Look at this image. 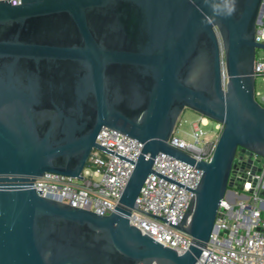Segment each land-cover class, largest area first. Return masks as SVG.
Returning a JSON list of instances; mask_svg holds the SVG:
<instances>
[{"label": "water", "instance_id": "95a60500", "mask_svg": "<svg viewBox=\"0 0 264 264\" xmlns=\"http://www.w3.org/2000/svg\"><path fill=\"white\" fill-rule=\"evenodd\" d=\"M264 0H0V264H196L238 152L264 162L255 40ZM234 9V10H233ZM225 72V74H224ZM191 109L223 128L210 160L173 146ZM103 127L143 143L109 214L33 187L46 172L82 177ZM202 170L177 229L188 250L130 223L154 158ZM159 219L165 220L163 217Z\"/></svg>", "mask_w": 264, "mask_h": 264}, {"label": "built area", "instance_id": "2783aa9c", "mask_svg": "<svg viewBox=\"0 0 264 264\" xmlns=\"http://www.w3.org/2000/svg\"><path fill=\"white\" fill-rule=\"evenodd\" d=\"M8 1L13 5L21 2ZM255 40L264 43V4L256 23ZM254 66L256 82L259 78L264 82V49H257ZM255 90L256 99L264 105V91L257 90L256 84ZM209 124L210 119L200 114L192 122L191 139L175 130L169 142L197 160H210L223 125L216 122L214 129H205ZM97 142L110 152L94 149L82 177L46 172L36 177L33 187L42 196L71 206L111 213L135 168L143 143L108 127L101 129ZM236 157L233 186L228 199L221 202L216 228L196 264H264V162L255 153L250 166H246L249 154L238 152ZM153 169L156 173L145 180L136 208L129 216L130 223L163 245L184 253L192 238L172 223L184 216L193 196L190 189L199 184L202 170L163 152L154 158Z\"/></svg>", "mask_w": 264, "mask_h": 264}, {"label": "rangeland", "instance_id": "374dc122", "mask_svg": "<svg viewBox=\"0 0 264 264\" xmlns=\"http://www.w3.org/2000/svg\"><path fill=\"white\" fill-rule=\"evenodd\" d=\"M256 87H257V90L264 91V82L262 81V79H260V78L257 79ZM199 115H200L199 113H197L191 109H186L181 115V119L179 121L176 132L179 135H182V136L187 137L188 139H191L192 138L191 137L192 122L194 120H196L199 117ZM216 122L217 121L210 119V124L208 126H206L205 129H207V130L214 129ZM224 233L225 232H223V234Z\"/></svg>", "mask_w": 264, "mask_h": 264}, {"label": "clouds", "instance_id": "9594fccd", "mask_svg": "<svg viewBox=\"0 0 264 264\" xmlns=\"http://www.w3.org/2000/svg\"><path fill=\"white\" fill-rule=\"evenodd\" d=\"M234 10V9H233Z\"/></svg>", "mask_w": 264, "mask_h": 264}]
</instances>
